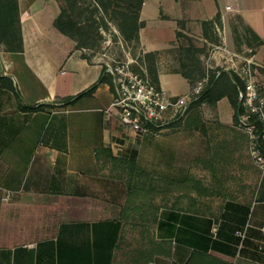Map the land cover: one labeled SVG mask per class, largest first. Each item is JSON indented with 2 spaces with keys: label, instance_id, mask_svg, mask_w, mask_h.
Listing matches in <instances>:
<instances>
[{
  "label": "crops",
  "instance_id": "obj_1",
  "mask_svg": "<svg viewBox=\"0 0 264 264\" xmlns=\"http://www.w3.org/2000/svg\"><path fill=\"white\" fill-rule=\"evenodd\" d=\"M58 1L0 0V20L7 19L21 44L14 51L0 43V264H264V176L253 163L242 182L252 185L249 194L203 201L179 192L168 205L153 197L152 224L127 222L119 166L135 162L140 147L151 155V139L160 136L140 138L103 113L112 89L100 81L102 64L83 58L76 41L53 25ZM244 2L143 0L138 44L145 53L169 54L186 20L212 24L226 42L227 19L235 15L264 41V22L248 15ZM162 65L156 83L172 95L187 93V80ZM58 104L63 114L55 130L50 113ZM202 106L213 109L205 120L233 130L226 97ZM8 114L18 122L9 124Z\"/></svg>",
  "mask_w": 264,
  "mask_h": 264
},
{
  "label": "rangeland",
  "instance_id": "obj_2",
  "mask_svg": "<svg viewBox=\"0 0 264 264\" xmlns=\"http://www.w3.org/2000/svg\"><path fill=\"white\" fill-rule=\"evenodd\" d=\"M58 2L70 18L78 23L81 39L91 31V38L87 39L82 54L89 61L102 64L104 69L128 63L131 70L146 73L154 79L161 64L166 70L181 71L177 49L180 45H190L209 80L212 75L218 78V72L231 75L235 65L241 67V59L233 54L245 57L253 54L252 75L258 91L264 96V41H259L238 15L227 19L229 38L226 42L220 39L222 34L212 24L186 20V23L180 24L182 37L177 39L178 47L171 48L169 54L156 55L143 52L136 31L130 32V29L133 30L135 8L128 6L124 0ZM244 3L250 8L247 10L248 15L264 22V0H245ZM52 108L53 127L55 130L60 129L62 106L58 104ZM212 111L211 107H203L195 101L182 121L157 134L160 136L159 141L151 139L154 149L151 155H147L140 147V151L135 153V162L125 161L122 168L119 164L128 191L123 206L128 223L140 227L152 224L156 205L153 197L161 198L160 202L168 205L179 192L183 197H188L191 191L195 192L203 201H211L212 198L221 201L233 196L238 198L243 192L250 193L252 185L242 183L244 172L250 175L252 171L248 138L236 122L233 130H228L218 125L216 120H205L203 113ZM6 119L9 124L18 122L17 117L10 114ZM39 119L41 117L33 120L27 129L37 126ZM22 128V125L14 128L12 148L19 146L21 132L18 130ZM192 138L198 143L192 142ZM148 141L139 140L140 143ZM138 183H143L139 184L143 186L141 190L131 189L130 194V187Z\"/></svg>",
  "mask_w": 264,
  "mask_h": 264
},
{
  "label": "built area",
  "instance_id": "obj_3",
  "mask_svg": "<svg viewBox=\"0 0 264 264\" xmlns=\"http://www.w3.org/2000/svg\"><path fill=\"white\" fill-rule=\"evenodd\" d=\"M229 8L226 6V9ZM233 55L241 59L242 65H235L232 71L243 82V86L237 88L238 106L242 111L237 113L236 125L248 138L251 161L264 176V96L258 91L252 75L253 54L248 57ZM104 74L110 78L112 99L103 113L112 123L134 132L140 138L156 135L182 121L204 85H209L205 75L191 91L172 95L148 74L131 70L128 63L107 67ZM219 75L220 72L216 76ZM235 234L241 239L244 237L240 230H236Z\"/></svg>",
  "mask_w": 264,
  "mask_h": 264
},
{
  "label": "trees",
  "instance_id": "obj_4",
  "mask_svg": "<svg viewBox=\"0 0 264 264\" xmlns=\"http://www.w3.org/2000/svg\"><path fill=\"white\" fill-rule=\"evenodd\" d=\"M71 1V0H69ZM124 2L130 6L135 8L134 12V23H133V30L130 29V32L136 31L140 26L138 23V12L140 10L141 4L143 0H124ZM53 25L64 35L73 38L76 41V46L78 49H84L86 47V41L90 37L91 38V31L86 33V36L82 37L79 34L81 31L80 27H78V23H75L67 13L66 9L60 7V13L56 17L53 22ZM176 39H180L182 34L180 31H176ZM0 43H3L6 48L9 50L19 51L21 49L20 38L18 36V32H14L12 26L7 23L6 20H0ZM178 53V61L180 63L181 71H179L180 75L187 80L189 83L190 89L192 90L197 83L204 78L205 73L202 67L200 66V62L195 55V51L193 46L190 45H180L177 49ZM83 58L87 59L83 54L81 55ZM88 60V59H87ZM103 69V76L100 79L101 82L107 83L110 85V78H106V74H104ZM233 81L230 79L227 73L222 72L220 73L218 78H215L213 75L209 79L210 84L204 85L203 89L201 90L200 94L197 97L196 104L201 105L202 103L213 104L216 100L226 97L234 111L233 113V121L236 122L237 113L241 112V108L238 106L237 100V88L243 86V82L241 79L235 74H231ZM157 82L156 78L153 79ZM111 87V85H110ZM112 88V87H111ZM93 91V88L88 90L86 93H82L83 95H88ZM22 111H37L40 109L39 106L37 107H19ZM138 174H141L140 171H137ZM143 183H138L135 187H130V194L131 189L135 191L136 189L141 190Z\"/></svg>",
  "mask_w": 264,
  "mask_h": 264
}]
</instances>
